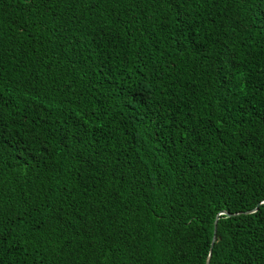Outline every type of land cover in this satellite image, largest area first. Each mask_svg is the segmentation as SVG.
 <instances>
[{
	"label": "trees",
	"instance_id": "1",
	"mask_svg": "<svg viewBox=\"0 0 264 264\" xmlns=\"http://www.w3.org/2000/svg\"><path fill=\"white\" fill-rule=\"evenodd\" d=\"M206 261L264 264V0H0V264Z\"/></svg>",
	"mask_w": 264,
	"mask_h": 264
},
{
	"label": "water",
	"instance_id": "2",
	"mask_svg": "<svg viewBox=\"0 0 264 264\" xmlns=\"http://www.w3.org/2000/svg\"><path fill=\"white\" fill-rule=\"evenodd\" d=\"M256 209V208H255ZM255 209L251 210V211H247V212H244V214H249V213H252L253 211H255ZM231 214H228L227 216H230ZM216 224H217V219L214 220V224H213V235H212V240H211V247L215 241V238H216ZM205 264H208V261H206Z\"/></svg>",
	"mask_w": 264,
	"mask_h": 264
}]
</instances>
